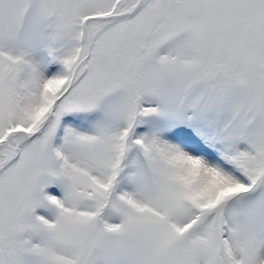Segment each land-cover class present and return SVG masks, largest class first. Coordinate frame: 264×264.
I'll return each mask as SVG.
<instances>
[{
    "label": "snow or ice",
    "instance_id": "1",
    "mask_svg": "<svg viewBox=\"0 0 264 264\" xmlns=\"http://www.w3.org/2000/svg\"><path fill=\"white\" fill-rule=\"evenodd\" d=\"M0 264H264V0H0Z\"/></svg>",
    "mask_w": 264,
    "mask_h": 264
}]
</instances>
